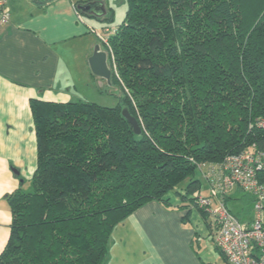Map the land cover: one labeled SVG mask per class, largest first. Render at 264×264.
Listing matches in <instances>:
<instances>
[{
	"label": "trees",
	"instance_id": "1",
	"mask_svg": "<svg viewBox=\"0 0 264 264\" xmlns=\"http://www.w3.org/2000/svg\"><path fill=\"white\" fill-rule=\"evenodd\" d=\"M126 3L108 39L118 104L29 102L36 167L8 197L0 264H106L118 223L178 187L195 204L200 164L264 143V0Z\"/></svg>",
	"mask_w": 264,
	"mask_h": 264
},
{
	"label": "crops",
	"instance_id": "2",
	"mask_svg": "<svg viewBox=\"0 0 264 264\" xmlns=\"http://www.w3.org/2000/svg\"><path fill=\"white\" fill-rule=\"evenodd\" d=\"M94 1L100 2L7 3L10 21L0 24V253L10 231L8 197L29 187L36 167L30 100H80L79 95L71 92L77 89L76 83L92 82L101 90L106 82L93 76L88 65L98 44L90 29L98 26L87 19L111 21V15L104 5L106 13L101 17L77 10L78 4ZM73 42L80 43L74 50L77 53L71 51ZM199 196L209 194L199 192ZM167 199V204H144L114 227L106 264H208L201 256L203 242H214L205 215L190 200L169 196ZM231 199L229 196L227 201ZM250 219L251 215L247 221Z\"/></svg>",
	"mask_w": 264,
	"mask_h": 264
},
{
	"label": "built area",
	"instance_id": "3",
	"mask_svg": "<svg viewBox=\"0 0 264 264\" xmlns=\"http://www.w3.org/2000/svg\"><path fill=\"white\" fill-rule=\"evenodd\" d=\"M9 0H0V24L10 21ZM115 32L105 28L102 38L108 55V39ZM110 57V56H109ZM201 175L209 186V196H199L195 205L205 212L216 248L228 264H264V143L232 154L219 164H200ZM250 197L251 219L242 222L227 207L231 193Z\"/></svg>",
	"mask_w": 264,
	"mask_h": 264
},
{
	"label": "rangeland",
	"instance_id": "4",
	"mask_svg": "<svg viewBox=\"0 0 264 264\" xmlns=\"http://www.w3.org/2000/svg\"><path fill=\"white\" fill-rule=\"evenodd\" d=\"M103 5L106 7V11H108L111 15V21H103L98 22L94 19H87V21L92 22L94 26L93 29H90V33L93 34L98 39L99 48L104 51L107 55V65L110 68V57L108 55V50L103 43L102 38L106 36L104 33L105 28H114L118 26L126 13L127 3L126 0H99ZM89 43V40L87 39V44ZM80 46V43L73 42L71 44V51L73 53H77L76 49H78ZM62 78H60L61 80ZM77 89L73 91L75 94L79 95V99L82 101H86L89 103H94L99 106L112 108L115 107L118 104L119 97L121 95L120 88L116 84H107V82H104L101 90H97L94 83H76ZM199 183H200V192L204 195L208 196L209 194V186L207 182L204 180L201 174L198 175ZM179 189V191H178ZM171 197H180V200L185 198L184 201L189 200V195L187 196V193L185 192L183 187H178L174 191L168 193L166 195ZM186 196V197H185ZM245 194L243 192H236L231 193L230 197L231 200L227 201V207L231 210L232 213H237L241 219L242 222H246L250 218V214L252 211V203L249 202V200L244 199ZM183 201V200H182ZM203 250L201 251L202 259L205 263L208 264H228L223 256L220 254V251L215 248V246L211 243L210 240H206L203 242Z\"/></svg>",
	"mask_w": 264,
	"mask_h": 264
},
{
	"label": "water",
	"instance_id": "5",
	"mask_svg": "<svg viewBox=\"0 0 264 264\" xmlns=\"http://www.w3.org/2000/svg\"><path fill=\"white\" fill-rule=\"evenodd\" d=\"M77 10L81 14L93 15L95 17H101L106 13L103 4L97 1L78 4ZM88 65L93 76L103 79L107 84H110L111 70L107 65V55L99 46L96 45L94 47L93 53L88 59ZM122 115L127 119L134 133L138 135L141 130L135 118L126 109L122 110Z\"/></svg>",
	"mask_w": 264,
	"mask_h": 264
}]
</instances>
